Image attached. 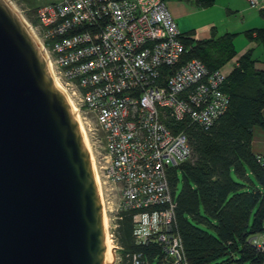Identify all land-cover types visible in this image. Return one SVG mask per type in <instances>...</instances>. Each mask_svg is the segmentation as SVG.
I'll use <instances>...</instances> for the list:
<instances>
[{
	"label": "built area",
	"instance_id": "obj_1",
	"mask_svg": "<svg viewBox=\"0 0 264 264\" xmlns=\"http://www.w3.org/2000/svg\"><path fill=\"white\" fill-rule=\"evenodd\" d=\"M246 2L264 10V0ZM33 17L50 76L96 143L89 154L115 258L116 221L132 210L135 243H157L167 264H184L168 169L191 154L187 127L206 129L226 110L227 74L187 57L165 0H52ZM253 242L264 251V222ZM129 264L147 263L134 251Z\"/></svg>",
	"mask_w": 264,
	"mask_h": 264
},
{
	"label": "water",
	"instance_id": "obj_2",
	"mask_svg": "<svg viewBox=\"0 0 264 264\" xmlns=\"http://www.w3.org/2000/svg\"><path fill=\"white\" fill-rule=\"evenodd\" d=\"M105 237L76 117L40 45L0 0V264H105Z\"/></svg>",
	"mask_w": 264,
	"mask_h": 264
},
{
	"label": "trees",
	"instance_id": "obj_3",
	"mask_svg": "<svg viewBox=\"0 0 264 264\" xmlns=\"http://www.w3.org/2000/svg\"><path fill=\"white\" fill-rule=\"evenodd\" d=\"M246 33L264 45V27ZM234 35L199 39L182 33V39L187 57L214 70L235 56ZM251 55L250 50L243 53L227 75L226 110L206 129L187 127L191 154L168 169L173 229L181 239L184 264H264V251L253 242L263 231L264 164L251 151L253 126L264 128V70L254 68ZM132 213L122 211L116 221L119 263L129 264V255L139 251L147 264H167L157 243H135Z\"/></svg>",
	"mask_w": 264,
	"mask_h": 264
},
{
	"label": "crops",
	"instance_id": "obj_4",
	"mask_svg": "<svg viewBox=\"0 0 264 264\" xmlns=\"http://www.w3.org/2000/svg\"><path fill=\"white\" fill-rule=\"evenodd\" d=\"M175 21L182 25L180 31L194 38H210L224 33H233L235 56L221 68L229 75L237 59L251 51L254 68L264 70V59L255 57V48L263 43L250 38L248 30L264 27V10L251 8L246 0H165ZM255 36V32H252ZM264 118V109L262 110ZM251 151L264 155V128L255 125L252 129Z\"/></svg>",
	"mask_w": 264,
	"mask_h": 264
},
{
	"label": "rangeland",
	"instance_id": "obj_5",
	"mask_svg": "<svg viewBox=\"0 0 264 264\" xmlns=\"http://www.w3.org/2000/svg\"><path fill=\"white\" fill-rule=\"evenodd\" d=\"M13 6L15 7V9L17 10V12L19 13V15L22 17V19L29 25L33 26L32 23L34 22V17H33V14H34V11H32L36 6H39V5H42V4H45V3H48L52 0H9ZM178 27L179 29L182 30V25L178 23ZM33 28V27H32ZM36 32V31H35ZM253 55L255 57H259L261 59H264V49L262 46L260 47H257L255 48L254 52H253ZM82 122H83V125L88 133V142H89V146L92 150L93 153H95L94 151V146H96V143L95 141L92 139L91 135H90V130L88 129L87 127V122L86 120H84L82 118ZM179 177L181 178L180 176V173H179ZM181 188V180L177 183V186H176V192H178ZM119 252V251H118ZM117 252V254H118ZM120 254H118V257L115 258L114 256V260H112L111 264H120V260L119 259V256ZM228 264H235V263H228Z\"/></svg>",
	"mask_w": 264,
	"mask_h": 264
},
{
	"label": "bare ground",
	"instance_id": "obj_6",
	"mask_svg": "<svg viewBox=\"0 0 264 264\" xmlns=\"http://www.w3.org/2000/svg\"><path fill=\"white\" fill-rule=\"evenodd\" d=\"M9 6L15 11V13L20 17V19L23 21V23L25 24V26L29 29L31 35L33 36V38L38 42L39 44V41L37 39V36L35 34L34 31H32V29L29 27V25L22 19V17L19 15V13L17 12V10L15 9V7L13 6V4L9 1V0H5ZM54 84L61 90V92L63 93L64 97L67 99L68 101V104L70 106V108L72 109V112L74 113L75 117H76V120H77V123H78V126L80 128V131L82 133V137L84 139V142L85 144L87 145L88 147V150L90 152V147H89V142H88V133L83 125V122H82V119L80 118L79 114L77 113L76 109H75V105L72 101V99L70 98V96L63 90L61 89L58 84L53 80ZM92 169H93V172H95V166L94 164L92 163ZM95 179H96V176H95ZM105 244H106V252H105V257H104V260H105V264H111L112 260H114V247L115 245L113 244V242L110 240L109 237H105Z\"/></svg>",
	"mask_w": 264,
	"mask_h": 264
}]
</instances>
